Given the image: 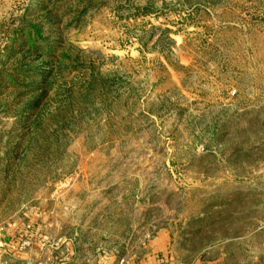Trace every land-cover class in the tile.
I'll return each instance as SVG.
<instances>
[{"label": "rangeland", "instance_id": "obj_1", "mask_svg": "<svg viewBox=\"0 0 264 264\" xmlns=\"http://www.w3.org/2000/svg\"><path fill=\"white\" fill-rule=\"evenodd\" d=\"M263 222L264 0H0V229L258 264Z\"/></svg>", "mask_w": 264, "mask_h": 264}, {"label": "crops", "instance_id": "obj_2", "mask_svg": "<svg viewBox=\"0 0 264 264\" xmlns=\"http://www.w3.org/2000/svg\"><path fill=\"white\" fill-rule=\"evenodd\" d=\"M233 239H229L224 243V261H237V262H252L258 264H264V222L258 227L255 232L249 235L246 230L240 228V234L236 236V234H232ZM173 239L170 234L161 230L157 233L155 237H153L150 242V246L143 253L138 255L137 257H132L135 264H180V262H196L197 264H203L202 261H205L206 257H202L201 255L192 257H184L182 254L172 255L169 253L170 247L173 246ZM45 245V244H43ZM41 246V245H37ZM46 252L42 257H37L35 253L29 255L25 252H21V255L18 256V252L15 251L10 256H18L22 258L23 261L19 262L20 264H110L112 263L117 255L113 251H103L91 254L89 256H79L74 257V255L69 252L67 255H63L62 253L55 252L54 249H51L50 246L45 245ZM252 251V252H250ZM2 252L5 253L3 248H0V264H4L6 261L12 263L11 258H4L2 256ZM169 253V254H168ZM62 254V255H61ZM232 254L234 257H231ZM239 255L240 257L236 258L235 255ZM183 256V257H182ZM246 256V257H245ZM214 263L217 264L218 258H212ZM15 264H18L17 261H14Z\"/></svg>", "mask_w": 264, "mask_h": 264}, {"label": "built area", "instance_id": "obj_3", "mask_svg": "<svg viewBox=\"0 0 264 264\" xmlns=\"http://www.w3.org/2000/svg\"><path fill=\"white\" fill-rule=\"evenodd\" d=\"M11 231L13 233H11ZM41 244L48 245L50 246L51 249L54 250L58 249V247H56L57 245L44 242L43 237H41L37 231L28 232V230L26 229L25 231H19L17 229H6V230L4 228L0 229V248H3L5 253L11 251L13 252L26 251L27 249H30L34 245H41ZM29 264H34V263L31 262ZM112 264H131V263H129L126 257L120 256L117 257V259Z\"/></svg>", "mask_w": 264, "mask_h": 264}]
</instances>
